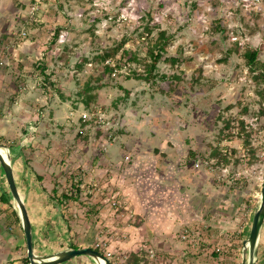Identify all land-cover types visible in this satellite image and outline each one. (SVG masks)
Wrapping results in <instances>:
<instances>
[{"label": "rangeland", "instance_id": "374dc122", "mask_svg": "<svg viewBox=\"0 0 264 264\" xmlns=\"http://www.w3.org/2000/svg\"><path fill=\"white\" fill-rule=\"evenodd\" d=\"M160 31L168 45L145 81ZM247 48L264 63V0H0V143H22L27 160L37 151L61 210L59 237L37 253L90 244L111 264L132 252L140 264H210L201 229L225 211L250 222L264 187V84ZM27 160L14 162L18 182ZM18 240L0 264H26ZM79 259L68 264H96Z\"/></svg>", "mask_w": 264, "mask_h": 264}, {"label": "crops", "instance_id": "0c3cea01", "mask_svg": "<svg viewBox=\"0 0 264 264\" xmlns=\"http://www.w3.org/2000/svg\"><path fill=\"white\" fill-rule=\"evenodd\" d=\"M32 133V132H31ZM22 143L19 144V146H13L11 148V152L13 155L12 158V164H13V169H14V174H15V164L16 160H23L24 162L28 159V157L25 154L26 149H23V146H21ZM22 147V148H20ZM30 147V146H29ZM16 148V149H15ZM14 149L16 151H14ZM30 149V148H29ZM18 150V151H17ZM32 150V149H31ZM37 151H33L32 153L30 152L29 160L26 164H23L19 167L20 169V182H18L16 176V182L18 189L25 201L29 217L32 223V228H33V240H34V248L37 253V249L45 247V244L49 243L52 241L51 237H59L57 234H60V232L55 231L56 229L59 230V221H60V216H61V210H60V204L57 202V199H54L52 197L51 193V186L54 182H52L51 175L48 172V169H46V166H44L42 163L38 161L36 158V153ZM3 175L5 178L4 172L2 171V168L0 166V176ZM5 180V179H4ZM1 195L0 194V216L2 218L0 219V256L2 255L1 252L4 254L8 250H11L12 243L11 241L14 240V238H18V246L23 245L24 247L26 246L25 244V237H24V232L23 229L20 225V222H16V217L14 214V205L13 208L11 207L9 212L6 211V205L7 203H4L1 201ZM240 201H243L241 199ZM229 204H225L226 210L228 209ZM16 211V210H15ZM225 216L222 218L218 219V225L217 228H219V235H227L228 231H239V232H244L247 238L250 228H251V221L250 222H243V223H238V218L240 215L235 216L230 215L227 211L223 212ZM250 214V213H249ZM229 216H232L229 220ZM253 216V215H251ZM15 221V222H14ZM205 221V218H204ZM222 221H224L222 223ZM231 221L230 225H228V222ZM208 225H211L208 223ZM10 230V231H8ZM13 231V232H12ZM213 235H216V231L212 230L211 231ZM55 234V235H54ZM47 235H49V238H46ZM244 239V240H245ZM217 239H214V241ZM243 240V241H244ZM23 241V244H22ZM205 242H210L209 238H204ZM213 241V240H212ZM243 241L242 245L239 248L240 252H236L234 256H225V261H218V264H241L242 263V248H243ZM10 242V243H9ZM113 242L111 241L108 247H112ZM117 244H120V246H128L130 242L126 243L125 241L122 242H114ZM219 246H222L224 243L230 244L229 240L226 239H221L220 241H216ZM11 244V245H10ZM123 248V247H122ZM45 253V252H44ZM48 254L54 253L52 252H46ZM42 254V253H41ZM84 257V255L78 256L73 258L72 260L62 263V264H68L70 262H79L81 259ZM87 257V256H86ZM90 262H92L91 258L87 257ZM223 258V257H222ZM77 260V261H76ZM256 264H264V225L262 228V233L259 239V244H258V259Z\"/></svg>", "mask_w": 264, "mask_h": 264}, {"label": "trees", "instance_id": "16d2710c", "mask_svg": "<svg viewBox=\"0 0 264 264\" xmlns=\"http://www.w3.org/2000/svg\"><path fill=\"white\" fill-rule=\"evenodd\" d=\"M59 38V33L55 34V37L53 39L54 42H56ZM168 45V41H167V37H166V32L165 31H160L159 32V37L156 40V48H152L149 50V57L151 58V61L146 65L147 69H146V74L142 75V77H138L141 79H144L145 81H149V82H153L152 80H155L157 78L158 75H156V69L158 68V64L159 62L162 60L164 53L166 51V47ZM109 56H111L110 53H106L103 58L106 60ZM242 57L245 60V64L247 65L250 74H251V78L252 80L257 83V84H264V63L263 61L260 59V49L258 48H247L245 49V51L242 53ZM172 61H176L175 59H172ZM109 64V59H107L106 61ZM3 63V59L2 56L0 55V65ZM109 68V66H107V69ZM46 68L43 66L41 67V73L45 76V78H47L46 74ZM161 78H169L166 75H161ZM93 96V95H92ZM91 95H87L86 99H84L83 103L88 107L90 105V100L92 99ZM239 125L241 126V134L239 135L241 136L242 140H243V144L244 146H249L248 150H250L252 153L255 152V150L253 149V147L251 146V134L248 133V131L246 130V123L244 121V119H239ZM231 122H227V127L228 128L230 126ZM229 137V134L227 135ZM15 143V142H14ZM14 143H8L9 147H13V145H15ZM16 146H19V144ZM217 155H221V159L219 158V160L225 162L226 165H228L231 162V159L229 158L228 155H222L221 153L215 151L213 153V158L217 157ZM54 192H56V189H53ZM10 195V193H9ZM63 198L65 199H71L72 196L71 195H63ZM10 199L8 197H6L5 194L1 195V201L2 202H6L9 201ZM251 201V200H249ZM16 217V220L19 222L18 216L16 211H13ZM212 230L216 231V235L212 234ZM219 228L215 229L212 227H208L207 229L204 228L201 229L200 232H204V238H209L210 242L207 243V247L206 248H210L213 247L214 249L211 252V258H210V264H212V262L214 263L215 260L220 259L222 261H225V256H234L236 254V252H240L239 248L242 245V241L245 239L246 235L244 232H239V231H228L227 235H219ZM201 233H198V238L199 235ZM196 238V237H195ZM203 238V237H202ZM214 239H217L214 241ZM221 239H226L229 240L230 244L224 243L222 246H218L217 243H215L216 241H220ZM204 241V239H202ZM213 240V241H212ZM192 244V242H191ZM215 246L218 247L217 251L215 249ZM86 247H92L98 251H100L101 253H103V251L98 247V246H92L89 244V246ZM70 248H83L80 245H76V244H71ZM104 254V253H103ZM223 257V258H222ZM142 255L139 252H132L130 253V255H128L127 259H126V263L125 264H140L142 259ZM24 262L26 264H30V261L27 257V255H25L24 257Z\"/></svg>", "mask_w": 264, "mask_h": 264}, {"label": "water", "instance_id": "95a60500", "mask_svg": "<svg viewBox=\"0 0 264 264\" xmlns=\"http://www.w3.org/2000/svg\"><path fill=\"white\" fill-rule=\"evenodd\" d=\"M11 148L0 143V166L4 172L9 193L14 202L20 225L24 232L26 255L30 264H62L75 257L84 255L96 264H111L110 259L92 247L66 248L50 254H38L34 248L33 228L25 201L18 189L13 164ZM264 225V187L261 191L257 208L254 211L250 232L243 241L242 263L256 264L258 259V244Z\"/></svg>", "mask_w": 264, "mask_h": 264}, {"label": "built area", "instance_id": "2783aa9c", "mask_svg": "<svg viewBox=\"0 0 264 264\" xmlns=\"http://www.w3.org/2000/svg\"><path fill=\"white\" fill-rule=\"evenodd\" d=\"M23 35H26V33L25 32H23L22 33ZM189 230H185V232L183 233V237L182 238H184V239H187V238H189Z\"/></svg>", "mask_w": 264, "mask_h": 264}]
</instances>
